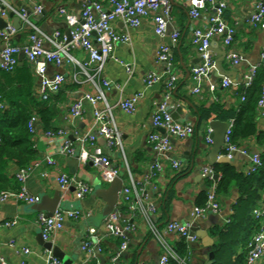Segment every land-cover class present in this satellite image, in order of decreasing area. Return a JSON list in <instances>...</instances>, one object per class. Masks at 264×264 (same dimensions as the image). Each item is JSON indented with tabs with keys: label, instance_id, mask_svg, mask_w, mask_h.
<instances>
[{
	"label": "crops",
	"instance_id": "obj_1",
	"mask_svg": "<svg viewBox=\"0 0 264 264\" xmlns=\"http://www.w3.org/2000/svg\"><path fill=\"white\" fill-rule=\"evenodd\" d=\"M7 1L16 11H31L34 6H41L43 13L40 16H31V21L48 35L59 31L67 36L70 27L65 18L59 14V10L65 9L68 13L81 17L82 2L85 0ZM219 1L227 4L224 19L227 25L234 29V41L228 47L224 45L221 39H215L212 41L211 50L215 60L220 57L218 51L242 59L239 65H231L227 60L224 63L227 72L232 70L236 72V81L241 84L245 75L253 67L264 68L262 56L264 52V29L253 28L249 21L260 0ZM171 15L172 20L169 31L164 38L156 35L153 20L155 13H151L144 18L141 26L136 29H129L122 22L115 23L114 28L118 32H129L131 34L132 45L120 44L116 47L115 59H111L106 64L102 79L113 83V86L106 92L107 101L110 105H116L121 99H129L136 94L143 95L134 114H127L121 109H115L114 115L116 124L124 135L125 157L136 180L142 181L154 164L162 163L164 166L163 176L158 180V191H150L151 202L157 209V212L153 215L155 224L161 230L165 239L175 248L179 240L176 235L165 233V227L168 223L191 225L205 230L208 237L204 241L192 231L197 236V240L188 243L187 254L182 258L190 264H213L214 250L216 245L219 244V237L216 234L227 231L235 223V217L240 208V200L243 197L248 198L244 194V188L234 185L228 194L220 196L222 211L219 214H211L204 220L195 218V207H198L201 197L208 195L211 187V182L204 175V169L214 168L215 166L211 165L208 160L212 149V146H209L206 142L209 123L213 120L229 123L230 120V118L225 120L215 118L213 115L207 117L203 110L211 109L214 104H217L225 111L231 112L239 109L241 100L233 89L219 88L214 95L205 90L201 96L192 92L194 88L192 70L201 63L200 53L192 44V32L196 28H205L208 25L210 11H205L200 18L194 19L190 16L188 8L181 4L179 0H174ZM6 21L9 25L14 24L11 16ZM27 30H29L28 26L22 22L21 29L14 38L13 43L22 46L29 36L23 33ZM176 31L180 33V36L174 47V65L170 68L167 63L158 62L157 55L163 44L172 46V35ZM74 56L79 60L85 59V55L81 51L74 52ZM120 61L135 65L133 77H129ZM73 71L74 69L69 66L58 69L52 65L48 69L50 77L63 72L68 78V83L64 89L51 99L57 109V116L52 122V127L64 131L65 137L57 139L56 148L51 149L42 123L38 125L34 134V147L38 153V158L44 162V158L51 155L57 161V165L48 166L43 163L35 169L26 183L29 192L35 196L46 194L52 198L60 187L58 182L60 173L72 176L68 164L69 157L56 154L55 151L63 140L71 142L76 150L75 155L80 157L83 149L90 153L95 152L97 149L100 150L103 154L108 155L116 167L120 169L124 183L128 179L124 169L123 155L111 151L104 139L98 137L94 147L91 145L83 147L79 142V133L84 134L93 127L94 106L89 102H85L84 114L81 118H74L71 115L70 107L83 95L94 94L96 88L85 76L80 78L79 83H72L71 75ZM150 73L164 75V77H168L171 73L177 74L178 83L172 93V105L175 106L172 113L176 121L182 124H191L195 127V134L189 139L171 138L173 151L165 157L160 156L149 142V137L155 132L166 135L164 130L155 129L152 122L157 105L165 102V83L162 82L154 87H147L144 79ZM215 73L210 80L221 83L222 79H218ZM232 81L234 82L233 79ZM98 82L102 83V80H98ZM117 85L121 88L119 89ZM0 88L5 96L3 100L6 105L5 109L10 107L11 101L18 100L21 104H25L26 100L28 101V91L33 97L42 102L39 97L40 81L24 58L20 59L19 66L14 73L8 75L7 73H0ZM29 107L35 113L39 109L34 104H30ZM100 107H103V104ZM262 119L264 117L259 115L260 131H264ZM204 125L206 126L203 130ZM241 146L252 155H262L264 152V149L258 146L255 137L244 141ZM175 160L183 164V171L176 173L172 170L171 161ZM231 165L238 173L248 176L251 169V158L237 153L232 159ZM20 170L16 165L11 164L6 175L12 183H16L18 188L21 187V184L18 182L16 174ZM75 176L91 184L94 192L85 200L80 201L76 197L74 188H71L65 194L61 190L63 195L61 208L83 210L91 212L92 215L79 223L69 221L65 230L57 233L51 241L72 259V264H160V259L164 254L162 246L152 235L147 221L141 217H136L131 221L134 225V231L129 235L127 251L121 253L122 241L108 235L101 236L103 248L101 253L95 252L94 256H89L82 250V242L90 230H102L103 232L106 223V217H104L106 203L96 198L94 193L97 186L100 185L105 188L107 185L102 183L101 177L92 162L87 164L81 162ZM260 198L254 210L261 206L264 208V191H260ZM118 214L120 222L130 219L127 207L124 205L119 207ZM37 216V213L29 211V205L22 202L0 204V222L12 221L16 218H19L20 221L16 227H0V255L9 264H48L47 253L49 251L39 243V237L43 233L41 228L35 224ZM252 217L255 219L253 213ZM243 225L240 226L238 236L241 241L246 239L249 233L246 226ZM261 225L262 222H259V227ZM259 230L252 232L251 235L254 236ZM12 243H15V246H11ZM25 248L30 249L29 254L24 253ZM244 248V242L236 247L234 259L243 253ZM119 255L121 256L114 261ZM61 264H63L62 261ZM259 264H264V260Z\"/></svg>",
	"mask_w": 264,
	"mask_h": 264
},
{
	"label": "built area",
	"instance_id": "obj_2",
	"mask_svg": "<svg viewBox=\"0 0 264 264\" xmlns=\"http://www.w3.org/2000/svg\"><path fill=\"white\" fill-rule=\"evenodd\" d=\"M186 8L192 18L198 19L205 11H210L208 25L205 28H196L192 32V44L198 49L201 56V63L192 70V82L195 95L201 96L207 90L211 94L219 88L233 89L237 95L239 87L244 85L246 88L252 87L260 67H253L245 75L244 81L234 83L230 78H223L221 83L211 81V76L216 71V60L211 50L212 41L221 39L225 46H230L234 41V29L229 27L224 19L227 4L219 0H179ZM174 0H85L82 3L81 17L68 13L65 9H60L59 14L65 18L70 27V39L68 36L57 31L52 35L43 32L38 26L31 21V16H40L43 13L41 6H34L32 10L16 11L7 0H0V16L8 19L10 12H13L21 21L26 24L31 31L27 41L18 46L13 43L14 38L18 35L19 30L13 25L7 29L0 28V71L14 73L24 58L28 65L32 67L35 75L40 81L39 97L43 102L49 101L53 96L58 95L68 83V78L63 72L56 73L53 77L48 74L50 66L54 65L58 69H64L69 66L74 71L71 75L72 83H79L80 78L85 76L91 81L96 88L94 94H85L70 107L71 115L74 118H81L84 114V103L89 102L94 106L93 127L84 134L79 133L78 140L83 147L86 145L95 146L98 137L105 140L107 147L111 151L119 152L123 155L124 169L128 176L127 182L124 183V192L121 203L117 207L114 215H111L105 223L102 230L92 229L84 237L82 250L89 256H94L95 252L103 251L101 245V236L108 235L115 239H120L121 253L128 250L129 235L134 231L132 219L141 217L145 219L150 227L152 235L160 242L164 254L160 259V264H190L183 259L177 252L176 248L170 244L162 235L161 230L155 224L153 215L157 212L155 205L151 202L150 191H158V180L164 173L162 163L154 164L147 176L142 181H137L131 171L128 163L123 143V133L119 130L114 115L115 109H121L127 114H134L142 99V94H136L129 99H121L116 105H110L107 101L106 92L113 86V83L102 79L106 64L115 59L114 54L116 47L120 44L132 45V37L129 32L120 33L114 28V24L122 22L129 29H136L141 26L142 21L151 13H155L154 24L156 35L160 38L167 36L170 23L172 20V5ZM250 25L253 28L264 29V0H260L251 15ZM180 33L174 32L172 35V46L162 45L158 50V62L167 63L171 68L174 65L175 55L174 47L177 44ZM3 44V45H2ZM81 51L85 55L84 60H79L74 56V52ZM264 59V52H263ZM226 60L231 65H239L242 59L235 55H227ZM125 67L129 77L135 74V65L120 61ZM98 80H102L99 83ZM165 80V81H164ZM165 83L166 96L165 102L157 105L153 115V126L155 129H162L166 135L158 132L149 137V142L153 149L162 157L172 153L173 147L171 138L186 140L195 134V127L191 124H182L176 121L172 116V93L178 83L177 74H170L168 77L155 73L148 74L144 83L147 87ZM120 89L121 87L117 85ZM247 100L246 96L241 98V102ZM103 104V107L100 105ZM6 105L0 102V112L4 111ZM259 114L264 117V86L260 100L258 101ZM38 125H41L40 118L33 115L29 122V130L32 134L37 131ZM234 130V121L230 120L226 132L225 146L220 157L233 159L237 153H241L251 158V169L248 174L252 175L261 169L263 163L261 155H252L247 149L238 147L232 143ZM214 131L208 127L206 142L213 146ZM50 148H56V140L65 137L62 130L46 133ZM2 139L0 137V144ZM56 154L66 157H73L76 150L73 144L63 140L61 145L55 150ZM42 161H36L30 167L21 169L16 178L21 187L17 190L2 191L0 193V204L8 202H22L27 205L37 204L40 201L39 196L29 192L26 183L35 169L45 163L48 166H56L57 161L51 156H47ZM80 163L87 164L92 162L99 173L102 183L109 186L115 179L121 177V171L113 163L112 159L103 154L100 150L93 153L82 150L79 158ZM172 170L179 173L184 170L180 161H171ZM204 175L211 182L210 192L207 195V202L203 207H195V218L204 220L211 214H219L222 211L220 196L218 194L219 182L222 175L218 174L214 168H205ZM58 182L62 192L65 194L71 188L75 189L78 200L83 201L94 192V188L88 182L70 176L66 173H60ZM127 207L130 219L119 221V207ZM91 212L83 210H70L59 208L52 217L45 213L38 214L35 224L41 228L43 238L46 242H51L53 237L65 230L69 221L79 223L90 217ZM255 220L262 222L260 230L255 233L248 245V264H259L264 260V208L261 206L253 212ZM19 218L12 221L0 222V227L12 228L19 224ZM191 225H181L179 223H168L165 227L166 234L176 235L178 240L182 239L189 242H195L197 236L193 234ZM97 240V241H96ZM96 241V242H95ZM11 246H15L12 243ZM25 254L30 253V249H24ZM48 264H61V260L56 258L52 252L47 253ZM121 255L114 259L116 261ZM0 264H9V262L0 255Z\"/></svg>",
	"mask_w": 264,
	"mask_h": 264
},
{
	"label": "trees",
	"instance_id": "obj_3",
	"mask_svg": "<svg viewBox=\"0 0 264 264\" xmlns=\"http://www.w3.org/2000/svg\"><path fill=\"white\" fill-rule=\"evenodd\" d=\"M24 35H30L31 31L23 32ZM6 74L7 72L0 71ZM12 74V73H7ZM264 86V68L259 70L252 87L246 88L244 85L239 87L237 96L240 98L247 97L245 102H241L238 110L231 112L225 111L221 106L214 104L211 109H204V114L209 117L211 115L222 120L230 118L234 121V130L232 135V143L238 147H242V143L246 140L257 138L258 146L264 149V131L259 130V111L258 101L260 100L262 89ZM23 93L25 91H22ZM28 101L21 104L20 101H11L10 107L0 112V193L2 191L19 189L16 183H12L7 178V171L11 164L16 165L20 169H26L39 160L38 153L34 147V134L29 130V122L33 115H37L41 119L43 130L47 133L56 132L52 126L54 118L57 116V109L51 101L41 102L33 97L28 91ZM0 88V102L4 100ZM34 104L38 107V111H33L29 105ZM210 113V115H209ZM229 120V121H230ZM262 167L259 172L252 175H244L238 173L230 164L215 165L214 169L218 174L222 175L219 182L218 194L226 195L234 185L245 189L248 199L244 197L240 200V208L235 217V223L228 228L227 231L218 232L219 244L214 250L213 264H248V245L252 240V232L259 230V222L253 219L252 211L256 204L260 201V191H264V152L261 155ZM243 192V191H242ZM207 202V195L201 197L198 206L203 207ZM244 224L248 230L246 239H239L240 226ZM243 225V226H244ZM242 242L245 243L244 251L241 255H236V247ZM176 250L181 257H185L188 250V242L184 239L178 242Z\"/></svg>",
	"mask_w": 264,
	"mask_h": 264
},
{
	"label": "water",
	"instance_id": "obj_4",
	"mask_svg": "<svg viewBox=\"0 0 264 264\" xmlns=\"http://www.w3.org/2000/svg\"><path fill=\"white\" fill-rule=\"evenodd\" d=\"M10 16L14 20L13 26L20 30L22 21L19 17H17L13 12H10ZM9 27V24L5 19H3L0 16V28L1 29H7ZM68 38L70 39V32L67 33ZM218 54L220 57L216 59V73L215 76L218 79L223 78H230L234 80V83H237L236 81V72L234 70L227 72L224 68V63L227 57V54L223 51H218ZM172 116L174 118V114L172 113ZM175 119V118H174ZM176 120V119H175ZM262 123L264 124V119H262ZM204 125L202 129H205ZM209 127L213 129L214 133L212 135L213 138V146L209 155V162L211 165H223V164H232V160L228 159L227 157H220V154L222 153L225 141H226V132L228 129V123L213 120L209 123ZM80 156L75 155L73 157L68 158V164L70 166V174L72 176L77 175L78 169L80 167ZM124 192V181L122 177H119L114 180L109 186L103 188L100 185L96 187L95 190V196L96 198H99L103 200L106 203V208L104 211V217H106V220L111 216L114 215L117 211L118 205L121 203L122 200V194ZM40 201L37 204L29 205V211L32 213H45L48 217H52L55 212L61 207L63 202V195L61 192L60 187L57 189L55 195L51 198L46 194L39 196ZM192 231L197 234L199 238H201L203 241L208 237V233L205 230H202L200 227H193ZM39 243L42 247H44L46 250L53 253V255L61 260L63 264H72V259L69 258L60 247L55 246L52 242H46L43 239V235L39 237Z\"/></svg>",
	"mask_w": 264,
	"mask_h": 264
},
{
	"label": "rangeland",
	"instance_id": "obj_5",
	"mask_svg": "<svg viewBox=\"0 0 264 264\" xmlns=\"http://www.w3.org/2000/svg\"><path fill=\"white\" fill-rule=\"evenodd\" d=\"M79 243V242H78Z\"/></svg>",
	"mask_w": 264,
	"mask_h": 264
}]
</instances>
